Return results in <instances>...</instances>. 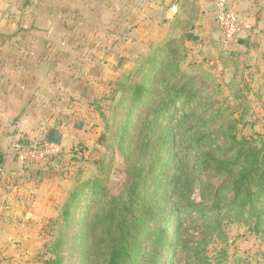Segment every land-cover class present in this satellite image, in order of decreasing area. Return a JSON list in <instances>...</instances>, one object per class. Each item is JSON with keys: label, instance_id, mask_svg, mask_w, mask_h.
<instances>
[{"label": "trees", "instance_id": "trees-1", "mask_svg": "<svg viewBox=\"0 0 264 264\" xmlns=\"http://www.w3.org/2000/svg\"><path fill=\"white\" fill-rule=\"evenodd\" d=\"M195 1L178 0L174 18L161 21L165 37L93 103L104 123L98 144L125 157L124 182L112 194L100 179L105 169L83 159L36 264H229L224 250L210 256L205 239L195 241L202 226L213 236L244 227L264 241V134L242 132L243 115L223 97L209 60L189 58V44H204L194 33Z\"/></svg>", "mask_w": 264, "mask_h": 264}, {"label": "rangeland", "instance_id": "rangeland-1", "mask_svg": "<svg viewBox=\"0 0 264 264\" xmlns=\"http://www.w3.org/2000/svg\"><path fill=\"white\" fill-rule=\"evenodd\" d=\"M114 2L115 0H57L53 3L60 15L55 29V32L61 35L58 36V47L63 48L64 41L71 44L70 49L75 50L74 57L66 60L68 69L63 66L64 70L75 68V71L72 70L74 75L81 76L83 81L90 76V74L86 76L88 71L93 73L95 71L102 78L95 96L90 95L88 99L82 97L80 103L68 106V117L64 120L66 129L60 131L62 139L58 145L59 150L45 159L51 162L56 172L62 173L65 180L64 183L59 181L56 190L50 192V217H46V221L41 223V231L37 230L28 237L31 240L34 238L35 241L28 248L23 249L21 242L2 244L0 264H36L34 257L39 249L38 244L41 243L43 246L47 242L49 222L55 207L66 194L67 179L77 168L83 166V159L89 158L99 162L98 167L105 169L106 172L100 179L112 194L116 193L124 182L127 165L125 157L116 147L98 144V139L104 131V123L93 103L109 94V84L126 73L135 72L136 58L141 53L148 52V45L151 42L164 38L168 27L161 22L160 12L164 11L162 7L150 9L153 12L158 11L152 19L149 12L148 17H143L145 15L138 9L134 12L128 8L124 9L122 25L118 22L114 25L112 14ZM198 3L199 11L206 9L205 1L196 0L194 10ZM101 7L102 12L98 10ZM136 12H140L139 17H136ZM104 21L108 22L104 24ZM205 23L207 27H211L213 24L211 16ZM194 33L197 34L196 30ZM98 34H104L105 41H98ZM62 37L66 39L63 40ZM207 37L209 39L201 37L204 40L203 45L197 46L198 43L188 45L189 58L198 64L205 58L209 60L216 70L218 82L222 85L223 97H227L235 105L238 116L243 115L245 123L242 132L249 135L264 134V58L258 56L261 48L259 42L251 41L250 37L245 38L244 40H248V47L243 48L239 44L225 46L223 37L219 35ZM117 52L120 54L117 55ZM61 68L59 66V69ZM102 108L107 112L108 107L105 103ZM87 109H90V112H86ZM97 148L102 150L99 152ZM202 177L215 186H219L223 181L222 177L213 174H204ZM200 192L201 188L197 186L194 194L196 200H200ZM0 210L4 212L1 208ZM10 223L9 217L3 215L0 225H12ZM194 236L196 242L205 239L210 256H219L224 250L226 252L224 259L229 264H264V241L247 228L230 225L225 227L221 235L213 236L205 226H202L199 227V231L194 232ZM71 261L74 262V258Z\"/></svg>", "mask_w": 264, "mask_h": 264}, {"label": "crops", "instance_id": "crops-1", "mask_svg": "<svg viewBox=\"0 0 264 264\" xmlns=\"http://www.w3.org/2000/svg\"><path fill=\"white\" fill-rule=\"evenodd\" d=\"M30 1L0 0V154L5 156L3 168L17 171L15 176L0 177V208L4 210H0V223L3 215L12 223L0 225V246L21 242L23 249L35 243L34 238L28 237L41 231V223L50 217V192L56 190L59 181L64 183L65 180L47 160L23 167L15 158L12 146L17 141L47 140L51 130L60 134L66 129L64 120L68 117V106L80 103L82 97L95 96L102 78L95 71H88L86 76H90L83 81L81 76L74 75L75 68L69 69L70 72L64 70L63 66L68 69L66 60L74 57L75 50L64 41L63 48L58 47L57 40L61 35L55 29L60 15L53 4L57 0ZM201 1H205V10L199 11V3L195 10L194 5L191 9L197 15V19H193L196 33L205 39L213 34L222 37L215 0ZM177 2L115 0L112 7L114 25L117 22L122 25V11L127 8L132 12L138 9L145 15L143 17H148L149 12L152 19L158 11L150 9L162 7V21L170 22L176 13ZM229 3L241 22L251 28L240 38L244 41L243 48L248 47L244 46V39L250 37L251 41L259 42L258 56L264 58V0H229ZM139 13L136 12V17ZM208 15L213 19L211 27L205 23ZM104 39V34H98V41ZM38 245L41 248L42 244Z\"/></svg>", "mask_w": 264, "mask_h": 264}, {"label": "built area", "instance_id": "built-area-1", "mask_svg": "<svg viewBox=\"0 0 264 264\" xmlns=\"http://www.w3.org/2000/svg\"><path fill=\"white\" fill-rule=\"evenodd\" d=\"M216 19L221 30L225 46L239 44L243 33L249 31L250 27L242 23L237 11L230 5L229 0H215ZM12 150L15 158L23 167L42 162L58 152V145H52L44 140H30L28 142L17 141ZM17 171L0 168V177L15 176Z\"/></svg>", "mask_w": 264, "mask_h": 264}, {"label": "water", "instance_id": "water-1", "mask_svg": "<svg viewBox=\"0 0 264 264\" xmlns=\"http://www.w3.org/2000/svg\"><path fill=\"white\" fill-rule=\"evenodd\" d=\"M244 44V41L243 40H240L239 41V45H243ZM61 136L59 134L58 131L56 130H51L49 133H48V136H47V142L49 144H52V145H59L61 143ZM5 164V156H3L2 154H0V168H2Z\"/></svg>", "mask_w": 264, "mask_h": 264}]
</instances>
